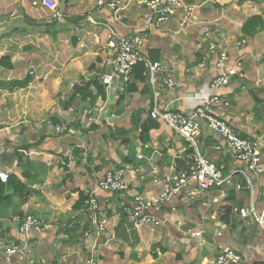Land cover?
Instances as JSON below:
<instances>
[{
    "label": "crops",
    "instance_id": "1",
    "mask_svg": "<svg viewBox=\"0 0 264 264\" xmlns=\"http://www.w3.org/2000/svg\"><path fill=\"white\" fill-rule=\"evenodd\" d=\"M43 1L0 0V59L6 60L0 64V173L18 178L33 174L26 201L7 193L11 203L0 207L1 240L7 244L22 239L17 232L21 213L39 220L31 242L47 264H213L222 246L238 251L246 264H264L261 225L234 212L250 203L241 174L244 166L203 122L201 153L229 177L228 182L206 193L191 185L155 211L164 223L139 231L130 230L120 210L123 202L133 201L132 196L157 195L160 187L155 180L190 165L189 148L182 138L158 121L143 135L148 137L144 143L142 125L151 121L155 103L161 111L193 112L198 104L184 98L208 94L218 75L215 55L208 57L205 33L218 35L219 41L227 38L230 49L243 36L242 25L253 16L260 17L262 25L244 35L246 43L237 52L230 50L232 60L241 59L246 78L230 80L221 93L229 107L218 108L216 114L239 137L256 143L264 166V0H183L193 7L197 22L181 27L177 16L152 29L145 46V54L171 74L174 89L163 91L155 102L148 81L132 75L110 96L105 115L88 114L100 104L99 96L83 102L73 96L75 86L100 83L103 65L110 58L105 48L110 33L128 35L142 29L147 9L141 0H121L116 12L96 8L94 0H49L63 17L48 23L50 11ZM33 70L35 75H30ZM91 91L96 94L94 86ZM24 145L28 150L15 154ZM119 167L128 190L117 195L96 192L107 221L106 232L99 235L89 231L84 207H72L107 170ZM251 181L254 212L264 214V171ZM206 200L216 210L213 219L212 209L202 206ZM225 207L231 209L227 223L221 221ZM177 222L182 223L180 228ZM187 229L202 235H184ZM3 252L0 249V264H5Z\"/></svg>",
    "mask_w": 264,
    "mask_h": 264
},
{
    "label": "built area",
    "instance_id": "2",
    "mask_svg": "<svg viewBox=\"0 0 264 264\" xmlns=\"http://www.w3.org/2000/svg\"><path fill=\"white\" fill-rule=\"evenodd\" d=\"M95 7L105 9L109 12H116L121 5V0H94ZM141 4L147 9L144 15V27L128 35H120L111 32L105 44V48L110 51V58L104 63V73L99 77L100 85L104 89L105 97H98L100 104L95 108L88 110V114L97 112L98 114H107L111 105L110 96L114 94L119 86H126L133 74L136 65L144 66L143 76L146 77L151 86L155 102L163 91H171L176 83L171 74L165 70L160 62L152 61L145 54V46L152 29L158 30L165 23L179 16L181 27H188L196 23L197 18L192 14L193 8L183 2V0H141ZM33 5H36L34 2ZM42 5L50 11L46 22L52 23L63 17L61 11L56 8L49 0H44ZM119 20V17H117ZM208 39V57L210 53L216 55L214 63L218 75L215 76L209 85L208 94L191 95L185 97V100L197 103V107L190 114H183L168 110H159L155 103L149 116L151 119L159 121L175 135L182 138L191 150L190 165L185 170L169 173L155 180V184L160 187V192L155 196L143 198L141 196H132L131 203L122 205V213L127 219L130 230L139 231L146 226H156L164 223L155 215V211L162 206L169 204L174 197L194 185L199 193H206L210 190L221 188L229 177L224 176L213 164L208 162L202 155L199 148V138L201 136L200 124L203 122L207 127L215 132L223 141L226 152L236 161L244 166L242 175L247 183L250 203L247 208L234 209L242 218L252 217V219L261 225L264 231V214H256L253 208L254 187L251 177L259 176L264 171L262 158L257 150L254 141L239 137L231 125L225 120L219 118L216 114L218 108L229 107V103L222 92L227 88L230 80L234 77L246 78V74L241 70V59L232 60L230 50L237 52L241 46L246 43L245 36H240L238 40L230 47L226 44L227 38L218 40V35L206 32ZM232 64L229 66V63ZM203 66V65H202ZM35 70L30 75H35ZM36 77V76H35ZM46 76L41 77L45 79ZM60 127L56 128L59 131ZM216 149H220L219 146ZM8 176L0 173V182L6 183ZM128 188L125 182L124 172L121 169L107 170L103 176L98 179L92 190L86 191L87 203L85 206V215L89 225V231L96 234H104L107 230V221L103 216V206L101 205L96 192L105 193H124ZM216 202L215 200L213 203ZM210 201H204L202 206L205 209H212ZM216 210L212 209V219L215 218ZM19 226L17 232L19 237H23L19 243L11 242L4 249L5 264H46L44 259L36 260L33 258L32 249L28 244L29 235L40 225L39 220L26 215L22 219L17 218ZM177 227L182 223L177 222ZM87 233V232H86ZM184 235L200 237L201 232H194L190 229L183 230ZM221 233H217L220 236ZM213 264H246L243 256L227 246L219 247L218 255Z\"/></svg>",
    "mask_w": 264,
    "mask_h": 264
},
{
    "label": "trees",
    "instance_id": "3",
    "mask_svg": "<svg viewBox=\"0 0 264 264\" xmlns=\"http://www.w3.org/2000/svg\"><path fill=\"white\" fill-rule=\"evenodd\" d=\"M261 25H262V21H261L260 17L253 16V17L249 18L248 20H246V22L242 25L241 34L243 36L244 35L245 36H250ZM215 58H216V55H215ZM151 60L155 61L152 57H151ZM5 61H6L5 59H0V64L4 63ZM215 61H216V59H215ZM144 71H145L144 66L142 64H138V65L135 66L132 75H135V77L138 80L144 81L146 79V77L143 76ZM28 83H29V80H27L25 85H27ZM91 86H94V88L96 89V94L95 95H93V93L91 91ZM17 87H19V86H17ZM73 96H79L80 100L83 101V102L87 101V99H89V101L93 102V101H95L97 96L104 97V90H103L102 86L100 85V83H97L95 80H93V81H88V82H85V83L83 82L80 85L75 86V90H74V95ZM149 118L151 119L150 116H149ZM157 122L158 121L151 119L150 122H146V123H144L142 125V130H141V133H140V140L141 141L143 140V142L145 143L148 140V137L147 136L144 137L143 135L150 128L156 127L157 126V124H156ZM27 150H28V148L26 147V145H24V146L18 148V150L15 152V154L18 155L20 153V151L25 152ZM189 153H191L190 149H189ZM126 163H128L127 160H126ZM117 169H121V168L119 167ZM32 175H33L32 173L26 172V173L21 175V178H18V177H15V176H10V177L8 176L10 179L8 178L9 180H7L6 183L0 182V207L3 204H10L11 203V200H10L9 196L7 195V193H13L14 195H18L20 197V199H21V202L22 203L25 202L26 199L29 197V194H30V188L28 187V185L32 181L31 180L32 179ZM106 194L117 195V194H122V193H106ZM86 203H87V196L85 194H83V193H80L78 200L74 203L72 208L74 210H79L80 208L84 207V210H85ZM100 203H101V201H100ZM123 204H124V202L121 204V207H122ZM101 205H102V203H101ZM84 210H83V212H84ZM120 210H121V213H122V208H120ZM223 210H224V212H223V214L221 216V221L223 223H227L228 222V217L230 216L231 209H230V207H225ZM103 212H104V207H103ZM23 217H24V215H22L21 213L18 214V218L22 219ZM85 218H86V215H85ZM86 221H87V218H86ZM263 221H264V217H263ZM17 222H18V226H19V221H17ZM22 239H24V238L22 237ZM19 242L20 241H17V242H14V243H19ZM28 244L30 245V247L32 249L33 258H35L36 260L43 259V258L38 257L36 255V253L34 252V247H33V244L31 242V234L29 235ZM36 264H39V263H36Z\"/></svg>",
    "mask_w": 264,
    "mask_h": 264
},
{
    "label": "rangeland",
    "instance_id": "4",
    "mask_svg": "<svg viewBox=\"0 0 264 264\" xmlns=\"http://www.w3.org/2000/svg\"><path fill=\"white\" fill-rule=\"evenodd\" d=\"M193 8V7H192ZM199 148H200V146H199ZM201 150V149H200ZM2 238H0V241H1V243H0V249H2V251L6 248V246H8V244H9V242L6 244V243H4L2 240H1ZM4 243V244H3ZM46 259V258H45ZM46 261V263H48V261H47V259L45 260Z\"/></svg>",
    "mask_w": 264,
    "mask_h": 264
}]
</instances>
